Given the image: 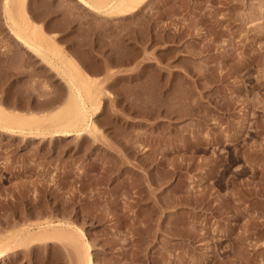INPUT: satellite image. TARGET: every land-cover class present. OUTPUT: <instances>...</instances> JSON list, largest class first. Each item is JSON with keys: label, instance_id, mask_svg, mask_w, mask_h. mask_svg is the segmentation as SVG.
Wrapping results in <instances>:
<instances>
[{"label": "rangeland", "instance_id": "rangeland-1", "mask_svg": "<svg viewBox=\"0 0 264 264\" xmlns=\"http://www.w3.org/2000/svg\"><path fill=\"white\" fill-rule=\"evenodd\" d=\"M1 1L0 105L38 114L32 98L66 85L11 35ZM27 9L104 87L100 132L0 130V232L71 222L95 264L263 263L264 0H147L120 19L75 0ZM0 264L77 255L49 244Z\"/></svg>", "mask_w": 264, "mask_h": 264}, {"label": "bare ground", "instance_id": "bare-ground-1", "mask_svg": "<svg viewBox=\"0 0 264 264\" xmlns=\"http://www.w3.org/2000/svg\"><path fill=\"white\" fill-rule=\"evenodd\" d=\"M27 1L2 0L1 8L5 23L19 44L41 59L63 80L67 91L60 96L56 95L41 100L32 98V101H35L34 107L41 109L38 114L33 111H29V113L11 111L0 105V130L11 136L64 138L73 135L81 137L89 134L96 139L100 130L94 117L101 108V96L104 93V87L100 82L94 80L79 62L69 56L45 32L42 26L31 18L27 9ZM146 1L75 0L77 4L90 12L106 18L119 19L138 11ZM214 24L216 25V23ZM219 26L221 25L219 24ZM25 102L30 103V97L26 98ZM36 212L38 214V210H35ZM49 244L70 246L77 255V264H95L90 241L83 230L71 222H62L61 220L55 222L51 219H44L35 224H26L18 229L7 228L2 230L0 232V262L8 257L17 259L21 252L27 253L35 246H47ZM218 245V242L212 243V250L217 249ZM213 252L215 253V251Z\"/></svg>", "mask_w": 264, "mask_h": 264}]
</instances>
